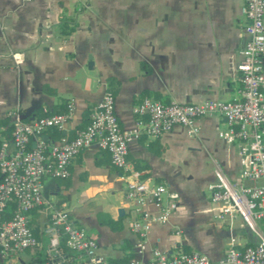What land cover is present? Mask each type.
Wrapping results in <instances>:
<instances>
[{
    "label": "crops",
    "instance_id": "1",
    "mask_svg": "<svg viewBox=\"0 0 264 264\" xmlns=\"http://www.w3.org/2000/svg\"><path fill=\"white\" fill-rule=\"evenodd\" d=\"M65 19L75 29L62 37ZM247 22L239 0H0V134L9 132L10 111L32 117L65 110L73 101L72 119L45 136L52 142L74 137L108 90L109 77L119 81L116 111L125 130L148 120V113L134 111L145 97L193 103L237 98ZM198 124V133L176 125L159 136L141 131L129 141L139 178L180 194L169 219L147 232L145 248L132 225L144 210H157L154 203L138 207L128 200L133 176L92 145L73 159L69 177H46L45 203L30 216L39 246L3 264H49L43 227L53 207L68 209L97 238L99 252L115 261L147 260L155 249L197 250L219 261L230 245L257 243L260 235L239 214L221 219V203L211 198L216 163L230 179L241 178L238 145L218 135L228 120L213 113ZM258 229L264 234V219ZM62 251L68 264H84L64 243Z\"/></svg>",
    "mask_w": 264,
    "mask_h": 264
},
{
    "label": "built area",
    "instance_id": "2",
    "mask_svg": "<svg viewBox=\"0 0 264 264\" xmlns=\"http://www.w3.org/2000/svg\"><path fill=\"white\" fill-rule=\"evenodd\" d=\"M248 22L247 39L238 64L242 86L239 96L231 100L205 99L200 102H164L145 97L134 107L136 113H148L142 128L125 130L116 111V96L106 90L92 106L89 122L77 129L74 137H63L57 142L47 139L45 133L59 128L72 119L75 104L66 109L42 112L32 117L19 111H10V131L0 134V259L7 261L13 255L39 246L40 239L30 216L45 203L44 182L47 176L67 178L73 159L84 149L96 145L107 151L113 165L133 176L128 182L127 199L138 207L148 202L157 210H144L132 228L141 236L138 246L146 245V235L155 223L166 222L178 206L179 192L165 184H149L139 178L129 160V141L141 131L159 136L176 125L200 130L198 119L219 113L228 120V127L218 135L238 145L241 164L240 180L230 179L216 163V181L210 185L211 198L221 203L219 217L226 219L239 214L246 224L260 235L253 245L237 248L230 245L219 261L197 251L166 253L155 249L147 260L137 258L115 261L99 252L96 237L77 224L66 208L53 207L43 227L47 237L49 264H68L64 258L63 243L76 251L84 264H264V234L258 221L264 219V0H239ZM250 180L251 184L245 183ZM8 213V214H7Z\"/></svg>",
    "mask_w": 264,
    "mask_h": 264
},
{
    "label": "trees",
    "instance_id": "3",
    "mask_svg": "<svg viewBox=\"0 0 264 264\" xmlns=\"http://www.w3.org/2000/svg\"><path fill=\"white\" fill-rule=\"evenodd\" d=\"M75 29V24L74 22H72L71 20L65 19L64 21H62L59 24V33L62 37H67L69 36L73 30ZM109 87L108 89L116 92L118 87H119V81L114 78V77H109ZM52 90V89H50ZM55 92V91H54ZM92 108V107H91ZM63 111V109L58 110V112ZM91 112V109H90ZM42 113V112H41ZM39 114V113H36ZM90 120V118H89ZM85 126V125H84ZM83 126H81L80 128H82ZM54 129V128H53ZM7 131H10V126L8 127ZM8 214V213H7ZM107 223L111 224L113 227H115V224L113 223V221H111L110 219L105 220ZM45 259H49L48 257H46ZM0 264H3V262L0 259Z\"/></svg>",
    "mask_w": 264,
    "mask_h": 264
},
{
    "label": "water",
    "instance_id": "4",
    "mask_svg": "<svg viewBox=\"0 0 264 264\" xmlns=\"http://www.w3.org/2000/svg\"><path fill=\"white\" fill-rule=\"evenodd\" d=\"M89 63H88V66L90 69H92V66H93V60H92V56H89ZM245 183L250 185L251 184V181L250 180H245Z\"/></svg>",
    "mask_w": 264,
    "mask_h": 264
}]
</instances>
